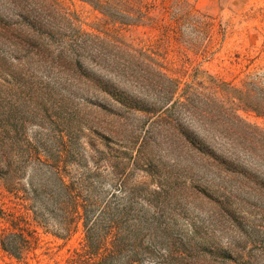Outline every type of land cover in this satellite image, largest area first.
<instances>
[{
    "label": "trees",
    "instance_id": "trees-1",
    "mask_svg": "<svg viewBox=\"0 0 264 264\" xmlns=\"http://www.w3.org/2000/svg\"><path fill=\"white\" fill-rule=\"evenodd\" d=\"M82 1L109 21L148 25L160 31L161 38L183 42L196 53L204 51L213 25L185 0H163L159 5L144 0ZM155 11L163 12L164 23L151 15ZM62 16L52 0H0V182L14 204L8 206L0 200L5 224L0 247L24 261L35 255L39 226L64 241L78 229L82 231L79 246L63 262L54 264H248L249 260L240 262L249 255L236 233L224 246L198 242L195 230L177 225L172 214L164 221V210L155 203L160 185L140 166L141 143L107 140L109 136L95 130L90 134L105 140H53L49 147L3 140V117L5 112L11 113L15 102L14 69L32 61L64 73V86L80 91L83 106L102 110L118 105L145 112L154 117L153 122L160 118L167 129L174 127L171 121L178 122L185 114L207 132L201 138L194 129L178 127L177 140L191 152L189 164L184 166L190 173L187 190L218 206L219 213L235 225L233 205L240 202L232 184L235 160L216 154L202 140L214 137L212 128H206L207 120L210 126L214 120L210 102L223 107L220 93L244 92L243 87L211 80L213 90L205 93L210 99L201 101L194 81L180 88V81L143 49L114 38L106 43L91 34L82 35L80 44L61 47L63 37L56 20ZM183 29L191 36H184ZM85 61L99 72L88 69L90 64ZM144 90L155 92L156 98L139 96ZM245 94L244 106L263 115L264 104L252 102L248 92ZM171 113L176 118L169 117ZM136 168L140 174H133Z\"/></svg>",
    "mask_w": 264,
    "mask_h": 264
},
{
    "label": "rangeland",
    "instance_id": "rangeland-1",
    "mask_svg": "<svg viewBox=\"0 0 264 264\" xmlns=\"http://www.w3.org/2000/svg\"><path fill=\"white\" fill-rule=\"evenodd\" d=\"M52 1L64 14L56 20L60 38L63 37L61 47L66 48L67 43L80 44L82 35L91 34L104 38L106 43L119 40L143 49L166 68L168 75L180 81V88L194 81V91L201 101L203 97L209 98L205 93L213 90L214 80L237 89L243 87L244 92L220 93L223 107L210 102L214 120L211 126L207 120L206 128H212L214 137L202 140L216 154L235 160L232 184L240 201L233 203L235 225L227 215L219 213L218 206L187 190L191 181L184 166H188L191 152L187 145L183 146L182 140H177L178 127L181 124L185 129H194L201 138L207 132L185 114L178 122L171 121L174 127L167 129L160 118L153 122L154 117L145 112L130 111L118 105H107L102 110L83 106L80 91L73 88L69 91L64 86V73L32 61L30 65L18 64L14 69L15 102L11 113L5 112L3 117V140L30 141L47 147L53 140H105L90 134L95 130L109 136L107 140L128 145L141 143L140 166L160 185L155 203L162 206L164 221L172 214L177 225L195 230L198 242L224 246L236 233L239 244L249 255L240 262L264 264V114L243 104L246 92L252 102L264 104V0H185L213 23L204 51L197 53L183 42L161 38L160 31L148 25L125 26L109 21L85 1ZM144 1L156 5L163 2ZM162 13L155 11L151 15L164 23L166 16ZM183 35L190 33L183 29ZM85 62L89 66L90 62ZM88 69L99 72L91 64ZM152 93L144 90L138 95L153 100L156 95ZM169 117L176 118V113ZM138 169L133 174H140ZM216 184L223 188L229 186L221 181ZM210 191L212 193V188ZM0 200L8 206L14 205L1 182ZM4 227L0 217V235ZM36 232L39 240L35 255L18 261L0 247V264L63 262L82 238L81 229L67 241L39 226Z\"/></svg>",
    "mask_w": 264,
    "mask_h": 264
}]
</instances>
